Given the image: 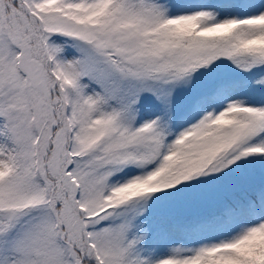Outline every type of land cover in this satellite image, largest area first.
<instances>
[{
	"label": "snow or ice",
	"instance_id": "6c2138e0",
	"mask_svg": "<svg viewBox=\"0 0 264 264\" xmlns=\"http://www.w3.org/2000/svg\"><path fill=\"white\" fill-rule=\"evenodd\" d=\"M0 264H264V0H0Z\"/></svg>",
	"mask_w": 264,
	"mask_h": 264
}]
</instances>
